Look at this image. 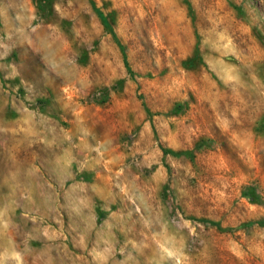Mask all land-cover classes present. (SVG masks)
<instances>
[{"label":"rangeland","instance_id":"obj_1","mask_svg":"<svg viewBox=\"0 0 264 264\" xmlns=\"http://www.w3.org/2000/svg\"><path fill=\"white\" fill-rule=\"evenodd\" d=\"M261 220L264 0H0V264H264Z\"/></svg>","mask_w":264,"mask_h":264},{"label":"trees","instance_id":"obj_2","mask_svg":"<svg viewBox=\"0 0 264 264\" xmlns=\"http://www.w3.org/2000/svg\"><path fill=\"white\" fill-rule=\"evenodd\" d=\"M252 201H254V200H252ZM262 221H263V220H261L260 222H261V223H264V221H263V222H262Z\"/></svg>","mask_w":264,"mask_h":264}]
</instances>
